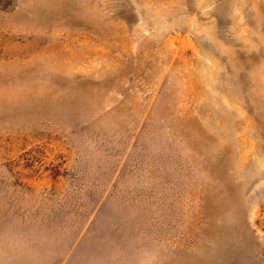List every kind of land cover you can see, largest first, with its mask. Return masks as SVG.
Segmentation results:
<instances>
[{"label": "rangeland", "instance_id": "rangeland-1", "mask_svg": "<svg viewBox=\"0 0 264 264\" xmlns=\"http://www.w3.org/2000/svg\"><path fill=\"white\" fill-rule=\"evenodd\" d=\"M0 264H264V0H0Z\"/></svg>", "mask_w": 264, "mask_h": 264}]
</instances>
